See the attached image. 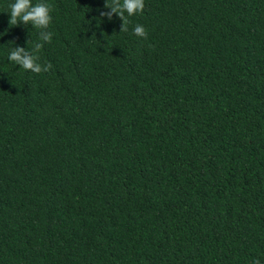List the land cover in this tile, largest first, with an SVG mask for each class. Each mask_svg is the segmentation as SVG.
<instances>
[{
  "label": "trees",
  "instance_id": "1",
  "mask_svg": "<svg viewBox=\"0 0 264 264\" xmlns=\"http://www.w3.org/2000/svg\"><path fill=\"white\" fill-rule=\"evenodd\" d=\"M12 2L0 264H264V0H144L127 31L106 0H43L39 74L8 59L40 31Z\"/></svg>",
  "mask_w": 264,
  "mask_h": 264
},
{
  "label": "clouds",
  "instance_id": "2",
  "mask_svg": "<svg viewBox=\"0 0 264 264\" xmlns=\"http://www.w3.org/2000/svg\"><path fill=\"white\" fill-rule=\"evenodd\" d=\"M144 0H106L104 7L110 9V11L102 12L101 16H106L109 20L112 19L113 15L119 16L122 20V25L120 31H127V16H133L138 12H142L144 9ZM51 5L48 3L38 2L36 4L32 3V0H13L9 4L10 14L9 24L18 25L23 23L24 25H32L33 27L39 29V41L35 42L31 49L27 47L16 46L13 47L9 53L8 59L19 65L20 68L25 70H30L33 73L47 72L51 69L52 65L41 64L40 61V50L43 48L45 42H51L52 33L47 31L51 21L52 16ZM134 34L141 38H147V31L144 26L136 25L134 27ZM28 44V42H27ZM253 264H260L259 260H255Z\"/></svg>",
  "mask_w": 264,
  "mask_h": 264
}]
</instances>
